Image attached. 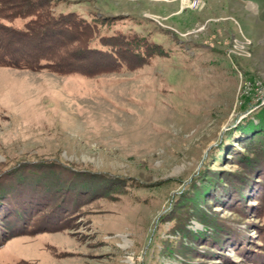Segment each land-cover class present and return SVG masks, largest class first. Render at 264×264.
I'll return each instance as SVG.
<instances>
[{"label":"rangeland","instance_id":"374dc122","mask_svg":"<svg viewBox=\"0 0 264 264\" xmlns=\"http://www.w3.org/2000/svg\"><path fill=\"white\" fill-rule=\"evenodd\" d=\"M8 1L0 264H264V0H37L90 75L8 65Z\"/></svg>","mask_w":264,"mask_h":264},{"label":"trees","instance_id":"16d2710c","mask_svg":"<svg viewBox=\"0 0 264 264\" xmlns=\"http://www.w3.org/2000/svg\"><path fill=\"white\" fill-rule=\"evenodd\" d=\"M23 1L25 2L23 3L25 5L22 4ZM8 2L15 7H19V10L22 11L23 16H33L35 17V19L39 18L40 20L45 21V23L42 22V24H40L37 20H35V23L29 25L25 28L24 31L19 33L20 35L16 39V42L10 41L11 43H13L12 45L10 44V49L4 50L1 54L4 58L7 59H12L13 57V62L10 61V59H8V61L6 62L8 65L16 68H27V66L32 69L47 68L52 69V71L55 70L61 73H75L81 70L83 74L90 75V69L85 68V63L87 62L88 58L83 55L84 51L82 48H78L79 52L71 55H68V52H64L63 54H59L57 52L59 48L65 50L66 47L70 45L69 42L72 40L74 42H81V40H78L79 38L77 39L78 34L73 36L72 32L74 33V31L84 29L83 24H78L74 18H71V21H68V23H66V21L64 20L47 21L48 18L40 15V13H43L44 8L48 7L47 3L40 4L39 2H37V0H13ZM47 13V11L44 12L46 17H48ZM58 24L68 26V30L71 33H67L66 31H54V27ZM64 34H69L71 38L66 39L64 37ZM62 37H64L65 39L61 40ZM46 41H50V45L56 43L55 46H53V50H47V48L49 49L50 45L48 46ZM65 42L67 44H65ZM34 52L36 53L33 54ZM90 53H98V51L95 49H91ZM75 67L76 69H72ZM83 70H85L86 72ZM93 71L95 72V70ZM94 72L92 74H95ZM260 114L264 115V108L259 110L257 116L259 117Z\"/></svg>","mask_w":264,"mask_h":264},{"label":"built area","instance_id":"2783aa9c","mask_svg":"<svg viewBox=\"0 0 264 264\" xmlns=\"http://www.w3.org/2000/svg\"><path fill=\"white\" fill-rule=\"evenodd\" d=\"M202 0H199V2H201ZM186 3H188V4H191L192 3V0L191 1H186Z\"/></svg>","mask_w":264,"mask_h":264}]
</instances>
